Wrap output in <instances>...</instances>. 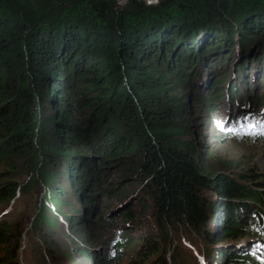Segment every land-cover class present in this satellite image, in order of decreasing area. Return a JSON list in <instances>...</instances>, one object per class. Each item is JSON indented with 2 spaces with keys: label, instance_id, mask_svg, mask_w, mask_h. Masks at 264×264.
Here are the masks:
<instances>
[{
  "label": "trees",
  "instance_id": "trees-1",
  "mask_svg": "<svg viewBox=\"0 0 264 264\" xmlns=\"http://www.w3.org/2000/svg\"><path fill=\"white\" fill-rule=\"evenodd\" d=\"M235 43L244 54L264 44V0H0V168H12L0 172V200L24 188L13 172L17 160L26 159L31 180L48 189L32 227L54 233L58 216L67 214L62 205L71 204L59 184V160L76 201L89 196L84 203L96 204L97 192L83 187L93 175L74 182L82 176L79 151L92 149L98 165H123L126 178L148 180L145 188L165 224L185 226L209 242L218 232L206 251L243 241V248L216 250L229 264H264V175L253 167L238 173L208 168L189 139L187 93L171 89V78H184L180 72L191 70L194 79L201 74L209 49L224 55ZM227 90L231 97L215 94L210 103L227 98L235 104L241 89L232 93L230 84ZM115 184L100 191L120 195L111 190ZM81 217L67 219L76 228ZM43 240L55 253L58 243L51 236ZM22 246L16 243L0 264H18ZM160 250L147 235L136 250L137 264L159 260ZM79 255L85 262L94 256Z\"/></svg>",
  "mask_w": 264,
  "mask_h": 264
},
{
  "label": "rangeland",
  "instance_id": "rangeland-1",
  "mask_svg": "<svg viewBox=\"0 0 264 264\" xmlns=\"http://www.w3.org/2000/svg\"><path fill=\"white\" fill-rule=\"evenodd\" d=\"M146 1L157 4L162 0ZM126 2L127 0H119L120 4ZM237 39L238 37L235 38ZM227 52L219 55V51L209 49L201 60L206 64L200 66L201 74L194 79L191 70L186 74L180 72L178 76L184 75V78H171V89L187 93L189 105L186 119L190 131L189 139L195 140L199 154L205 159L208 168L219 173H238L253 167L264 175V135L259 134L264 132V44L252 45L246 54L238 45ZM217 82L220 84L214 86ZM230 84L232 93L241 89L235 104L227 98H219L210 103V97L215 94H224L227 97L230 92L227 87ZM253 91V96H248ZM242 114L246 120L242 119ZM233 120L242 121L236 125V122L232 123ZM252 125L256 127L253 128ZM95 157L92 149L79 151V158L76 160L80 167L77 170L82 176L74 181L77 185L87 179L88 175H93L83 185L87 194L97 192L93 197L97 201L93 205L84 203L89 196L76 201L78 195L74 191L75 187L65 173L67 165L63 160L58 161L57 167L62 174L59 176V184L65 189V198L71 204L62 205L66 215L58 216L57 212H52L58 216L59 224L54 233L46 228L42 234L32 227V223L41 202L47 200L48 189L31 180L32 172L26 159L17 160L15 166L18 168H14L13 176L25 185L24 188L18 187L16 197L0 200V263L14 253L13 247L18 242L23 244L19 250L18 264H104L107 259H111L112 264H137L139 256L136 250L140 249L147 235L154 237L161 249V257L159 260L153 258L150 261L152 264H229L227 255L217 252L221 249L219 247L226 245L222 248H228L233 245L243 248V241L227 240L228 242L215 246L213 251H206V246L213 248L218 232H212L211 238L214 241L209 242L195 232L198 238L192 233L194 231L191 232L185 226H168L157 216L152 197L145 188L148 180L143 183L137 176L126 178L127 174H123L122 168L128 167L98 165L100 161ZM96 163L98 171L94 167ZM83 167L87 170L84 176ZM11 169L0 168V172H11ZM98 180L100 184L95 186ZM111 181L117 183L111 190L120 192V195L110 196L106 189L100 191ZM147 187L150 189V186ZM93 189L97 191L91 192ZM73 209L78 210V213L72 214ZM88 211H93V214L89 215ZM76 214L82 217L74 228L69 224L67 216ZM127 214L133 217L126 216ZM101 217L106 219L101 220ZM83 228L86 236L78 231L79 229L83 232ZM216 228L211 227V230L216 231ZM49 236L58 243V247H52L55 253H49V243L43 240ZM118 243L120 244L117 245ZM116 247L123 250L118 251ZM191 250H194L191 256L193 261L188 260ZM81 251L94 256L88 262L80 261L83 259L79 255ZM197 252H202L200 259Z\"/></svg>",
  "mask_w": 264,
  "mask_h": 264
},
{
  "label": "snow or ice",
  "instance_id": "snow-or-ice-1",
  "mask_svg": "<svg viewBox=\"0 0 264 264\" xmlns=\"http://www.w3.org/2000/svg\"><path fill=\"white\" fill-rule=\"evenodd\" d=\"M252 127L255 128L256 125H252ZM259 134H260V135H264V132H260Z\"/></svg>",
  "mask_w": 264,
  "mask_h": 264
},
{
  "label": "bare ground",
  "instance_id": "bare-ground-1",
  "mask_svg": "<svg viewBox=\"0 0 264 264\" xmlns=\"http://www.w3.org/2000/svg\"><path fill=\"white\" fill-rule=\"evenodd\" d=\"M242 119H245L246 120V118H242ZM233 121H236V122H240V121H242V120H233ZM232 121V122H233ZM244 125V124H243Z\"/></svg>",
  "mask_w": 264,
  "mask_h": 264
},
{
  "label": "flooded vegetation",
  "instance_id": "flooded-vegetation-1",
  "mask_svg": "<svg viewBox=\"0 0 264 264\" xmlns=\"http://www.w3.org/2000/svg\"><path fill=\"white\" fill-rule=\"evenodd\" d=\"M218 76L220 75V73L217 74Z\"/></svg>",
  "mask_w": 264,
  "mask_h": 264
}]
</instances>
